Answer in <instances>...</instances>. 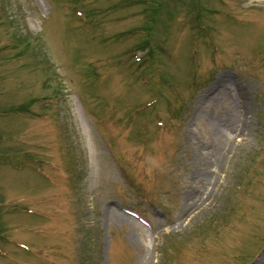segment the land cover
I'll return each instance as SVG.
<instances>
[{
	"label": "rangeland",
	"instance_id": "374dc122",
	"mask_svg": "<svg viewBox=\"0 0 264 264\" xmlns=\"http://www.w3.org/2000/svg\"><path fill=\"white\" fill-rule=\"evenodd\" d=\"M0 264H264V0H0Z\"/></svg>",
	"mask_w": 264,
	"mask_h": 264
},
{
	"label": "bare ground",
	"instance_id": "6f19581e",
	"mask_svg": "<svg viewBox=\"0 0 264 264\" xmlns=\"http://www.w3.org/2000/svg\"><path fill=\"white\" fill-rule=\"evenodd\" d=\"M208 203L203 202L197 207H192L190 204L185 203L182 205V212H177L176 217L174 218V226L175 227H183L187 223V221H194L203 211L207 209ZM192 207V208H191ZM140 230L144 232L143 227L139 224V222L135 221Z\"/></svg>",
	"mask_w": 264,
	"mask_h": 264
}]
</instances>
